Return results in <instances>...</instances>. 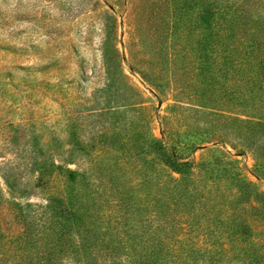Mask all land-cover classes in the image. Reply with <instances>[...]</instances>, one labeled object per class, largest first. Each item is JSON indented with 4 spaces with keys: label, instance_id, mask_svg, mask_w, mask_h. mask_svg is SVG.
I'll list each match as a JSON object with an SVG mask.
<instances>
[{
    "label": "rangeland",
    "instance_id": "1",
    "mask_svg": "<svg viewBox=\"0 0 264 264\" xmlns=\"http://www.w3.org/2000/svg\"><path fill=\"white\" fill-rule=\"evenodd\" d=\"M0 264H264V0H0Z\"/></svg>",
    "mask_w": 264,
    "mask_h": 264
},
{
    "label": "trees",
    "instance_id": "2",
    "mask_svg": "<svg viewBox=\"0 0 264 264\" xmlns=\"http://www.w3.org/2000/svg\"><path fill=\"white\" fill-rule=\"evenodd\" d=\"M215 12L211 8H206L200 14L199 18L202 24H206L208 27L211 25L210 20L214 16ZM154 151L159 153L161 162L171 172L178 174L181 177L190 175L193 164L184 161L175 150H169L166 145L157 139H153L151 142ZM73 176V172L69 171V178Z\"/></svg>",
    "mask_w": 264,
    "mask_h": 264
}]
</instances>
